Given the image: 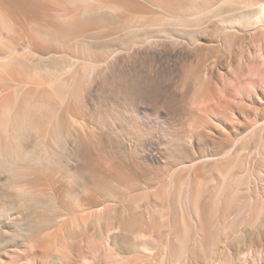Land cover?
I'll use <instances>...</instances> for the list:
<instances>
[{
	"label": "rangeland",
	"instance_id": "374dc122",
	"mask_svg": "<svg viewBox=\"0 0 264 264\" xmlns=\"http://www.w3.org/2000/svg\"><path fill=\"white\" fill-rule=\"evenodd\" d=\"M157 1L0 0L25 15L17 22L0 17V57L16 59L8 72L0 67V157L17 160L9 171L0 160V264H110L105 256L112 251L121 264H264V126L260 134L256 129L264 125V26L240 24V14L256 9L245 8V1L264 0H159L165 9L209 3L210 15L187 27L161 23L168 14ZM107 3L116 5V14L101 8ZM95 8L96 20L80 17ZM237 15L239 24L226 25ZM247 65L262 71L259 78L245 73ZM208 195H219V209L217 197ZM239 195L252 196V207L250 201L243 207ZM234 209L236 215L242 210L240 220ZM181 214L186 227L194 222L192 233L186 228L188 242ZM106 235L113 237L112 251L93 247L94 255L91 242L96 247ZM185 244L187 253L180 248Z\"/></svg>",
	"mask_w": 264,
	"mask_h": 264
},
{
	"label": "bare ground",
	"instance_id": "6f19581e",
	"mask_svg": "<svg viewBox=\"0 0 264 264\" xmlns=\"http://www.w3.org/2000/svg\"><path fill=\"white\" fill-rule=\"evenodd\" d=\"M74 1H75V0H74ZM83 1H84V0H83ZM97 1H99V0H97ZM146 1H147V0H146ZM149 1H150V0H149ZM151 1H152V0H151ZM193 1H194V0H193ZM195 1H198V0H195ZM200 1H201V0H200ZM202 1H203V0H202ZM207 1H208V0H207ZM158 2H159V0L156 2L157 6H158V7L156 6L157 9L160 8L161 11H162V10L165 11V12L168 14V16L172 17V19L170 20V19H168V16H167V19H165V20H163V22H161V23H164V24H167V25L170 24L171 26L174 25V26L176 27L177 24H178V25L182 24V25H180V26H183V24H186V27H187V24H189V25H190V24H191V25L193 24V26H194V25H195L194 22H196V21H201V22H199V23H202V22H203L202 19H204V17H206V15H207V16L210 15L209 13H208L209 15L207 14L208 11L206 12V10L209 8V7L207 8V5H208L209 3L206 5L205 1H204V2H201V3H196V2L191 3V2H190L191 4H190V5L187 4V7H186V5H185L186 8H184L183 6H182V7L179 6V7H178L179 9H174V8H172V9H165L164 7L161 6L162 4H160V3H158ZM160 2H161V1H160ZM208 2H209V1H208ZM245 2H246V3H245V8H247V7H248V8H249V7L252 8V7H253V8H256V9H255V10H252V11H250V12H247L246 14H243V15L240 14V16H241L242 18H243V16H244V18H245L244 21H242L243 19L241 20V21L244 22V23H240V22H241V21H240V18H241V17H239V16L237 15L239 18H237V17H235V16H234V17H230V18L228 17L229 19H226V18H225L226 20H225L224 22L226 23V25H230V26H231V25L239 24V23H240V24L247 25V26H252V25H255V26H258V25H260V26H264V4H258V2L256 3L255 1H254V2H253V1H248V2L245 1ZM148 3H149V2H148ZM100 4H101V3H100ZM150 4H151V2H150ZM255 4H256V7H254ZM154 6H155V2H154ZM246 6H247V7H246ZM4 7H5V8H4ZM101 8H102L103 10L109 12V13H115L114 11H116V13H117L116 5L113 4V3H107L106 5L101 6ZM245 8H244V9H245ZM253 8H252V9H253ZM12 9H13V8H12ZM96 9H98V8L93 9V11L86 9V10H84V11L82 12L81 16H80V15H79V16L82 17V15H83V16H87V15H89V17H90V15L92 14V16H94L93 18L95 19V15H94L93 13H94V12H95V14L98 13L97 11H94V10H96ZM117 9H119V8H117ZM98 10H99V9H98ZM100 10H101V9H100ZM177 10H178V11H177ZM186 10H187V11H186ZM17 11H18V10H17ZM185 11H186V13H187L188 11H190V13L188 12V15L186 16V14L184 13ZM212 11H213V10H212ZM20 12H21V11H20ZM96 12H97V13H96ZM99 12H101V11H99ZM101 13H104V12H101ZM116 13H115V14H116ZM210 13H211V11H210ZM59 14H60V13H59ZM74 14H75V13H74ZM98 14H100V13H98ZM105 14H108V13H105ZM23 15H24V14H23ZM23 15H22V12H21V13L16 12V9H15V11H14V9H13V10L7 9V8H6V5H5V6L0 5V17H1V19H2V18L4 19L5 17H6V18L9 17V19H8L9 21H16V22H17V21H19L20 19H24V18H22ZM60 15H61V16H60ZM60 15H59V16H60L61 18H63V19H64V18H65V19H69V18H71V17L74 16L73 14L71 15L70 13H69V14H68V13H64V14L61 13ZM100 15H101V14H100ZM102 15H103V14H102ZM111 15H112V14H111ZM20 16H21V17H20ZM75 16H76V15H75ZM77 16H78V15H77ZM77 16H76V17H77ZM24 17H25V15H24ZM76 17H75V18H76ZM73 18H74V17H73ZM75 18H74V19H75ZM91 18H92V17H91ZM96 18H99V16L96 17ZM69 20H72V19H69ZM95 20H96V19H95ZM99 20H100V19H99ZM223 20H224V19H223ZM138 21H139V20H138ZM151 22H152V21H151ZM138 23H139V22H138ZM199 23H198V24H199ZM133 24H134V23H133ZM150 24H151V23H150ZM153 24H155V23L153 22ZM175 24H176V25H175ZM198 24H196V26H197ZM14 25H16V24L14 23ZM156 25H157V24H156ZM131 26H133V25L131 24ZM149 26H150V25H149ZM151 26H152V25H151ZM200 26H201V25H200ZM184 27H185V26H184ZM188 27H190V26H188ZM197 27H198V26H197ZM233 27H234V26H233ZM233 27H232V28H233ZM177 28H178V27H177ZM38 29H39V28H38ZM179 29H180V27H179ZM39 30H40V29H39ZM260 49H261V48H260ZM255 52H257V51L255 50ZM258 52H259V50H258ZM258 52H257V53H258ZM257 53H254V54L252 53V54H253L254 56H256V55L259 56V54H257ZM10 54H11V53H10ZM255 54H256V55H255ZM12 56H13V55H12ZM12 56H11V55H10V56L7 55V56H2V57H0V67H2L6 72H8L7 70H8L10 67H13L12 65H13L14 62H15L14 60H16V59H13V58H15V57H14V56L12 57ZM249 56H251V54H250ZM251 57H252V56H251ZM251 57H250V58H251ZM245 60H247V59H245ZM254 61H255V62L257 61L256 57H255ZM254 61H253V62H250V63H254ZM247 62H249V61H247ZM263 63H264V62H262V64H263ZM245 64H247V63L245 62ZM254 64H255V63H254ZM248 65H249V63H248ZM248 65H247V66H248ZM245 66H246V65H245ZM249 67H252V66H248V67H247V68H248L247 70H249ZM260 67H261V66H260ZM260 67L258 66V68H260ZM263 67H264V66L262 65L261 68H263ZM2 68H0V69H2ZM250 69H251V68H250ZM254 69H255V68H254V66H253V68L251 69V72H250V70H249V71H245V73L248 74L249 72L252 73V71H253V72H255V73H252L251 76H253V74H257L256 72H258V71H259L258 73H261V72H262V71L260 72V70H258V71H257V70L254 71ZM4 70H3V71H4ZM245 70H246V69H245ZM261 74H262V73H261ZM257 75H258V78H259V74H257ZM263 75H264V73H263ZM254 77L257 78L256 75H254ZM261 77H262V76L260 75V79L257 80V81L262 80ZM251 78H253V77H251ZM251 78L249 77V79H251ZM223 80H224V77H223ZM248 81H249V80H248ZM250 81H251V83H253V82H252L253 80H250ZM255 81H256V80H255ZM255 81H254V82H255ZM223 82H224V81H223ZM223 82H222V83H223ZM260 82H262V81H260ZM263 82H264V81H263ZM224 83H225V82H224ZM224 83H223V84H224ZM257 83H258V82H257ZM247 84H248V83H247ZM253 84H254V83H253ZM224 85H225V84H224ZM245 85H246V84H245ZM259 85H260V83H259ZM259 85H258V86H259ZM220 86H222V85H220ZM252 86H253V85H252ZM250 87H251V85H250ZM253 87H254V86H253ZM261 87H262V86H261ZM247 89H248V88H247ZM252 89H253V88H252ZM219 90H220V89H219ZM226 90H227V89H226ZM226 90H225V86H224L223 91H226ZM229 90H230V89H228V91H229ZM249 90H251V89H249ZM223 91H222V92H223ZM231 91H232L233 93L236 92V91L234 92L233 90H231ZM251 91H252V90H251ZM253 91H254V90H253ZM222 92H221V93H222ZM229 92H230V91H229ZM223 93H224V92H223ZM223 93H222V94H223ZM246 93H247V92H246ZM226 94H230V93H226ZM250 94H251V93H250ZM233 95H234V94H233ZM236 95H237V94H236ZM248 95H249V94H248ZM234 96H235V95H234ZM219 97H220V95H219ZM224 97H226V96H224V94H223V98H220L219 101H222L221 99H224ZM228 97H229V95H228ZM226 98H227V97H226ZM226 98H225V100H227ZM229 98H230V97H229ZM231 98H232V97H231ZM234 98H235V97H234ZM202 99H203V98H202ZM232 99H233V98H232ZM195 100H196V99H195ZM199 100H200V98H199ZM230 100H231V99H230ZM230 100H228V101H230ZM233 100H234V99H233ZM233 100H232V101H233ZM200 101H201V100H200ZM232 101H230V102H232ZM194 102H195V101H194ZM202 102H203V101H202ZM222 102H223V101H222ZM196 103H197L196 105H198V107H199L198 100H196ZM203 103H204V102H203ZM219 103H220V102H219ZM223 103H224V102H223ZM223 103H222V104H223ZM225 103H226V102H225ZM225 103H224V104H225ZM220 104H221V103H220ZM196 105H195V106H196ZM202 105H204V104H202ZM200 107H201V106H200ZM202 108H203V107H202ZM207 109H208V108H207ZM207 109H206V110H207ZM199 110H200V109H199ZM203 110H204V109H203ZM208 111H210V110L208 109ZM202 112H204V111H202ZM206 115H207V114H206ZM64 123H65V122H64ZM252 124H254V123H252ZM62 126H63V125H62ZM261 126H264V125H260V127H261ZM260 127L258 126V127L256 128V129L259 128V132L257 131L258 134H260V132H261L260 130L263 129L262 127H261V128H260ZM27 128H28V127H27ZM27 128H26V129H27ZM263 130H264V129H263ZM253 132H254V131H253ZM255 132H256V131H255ZM257 132H256V134H257ZM258 134H257V136H258ZM251 136H252V135H251ZM254 136H255V135H254ZM254 136H253V139H254ZM248 137H249V136H248ZM262 138H263V136H262ZM248 139H249V138H248ZM257 139H258V138H257ZM259 139H260V138H259ZM249 140H250V139H249ZM253 141H254V140H253ZM245 142H246V141H245ZM262 143H263V142H262ZM263 144H264V143H263ZM263 144H262V145H263ZM260 146H261V145H260ZM261 147H263V149H264V146H261ZM232 148H233V147H232ZM260 150H261V149H260ZM232 151H233V150H232ZM261 152H262V151H261ZM228 153H229V152H228ZM228 153H227V154H228ZM227 154L224 153V155H227ZM28 155H30V154H28ZM28 155H27V156H28ZM222 155H223V154H222ZM228 155H229V154H228ZM36 156H38V155H36ZM237 156H239V155H237ZM31 157H33V155L30 156V158H31ZM230 157H231V156H230ZM38 158H39V156L36 157V159H38ZM237 158H238V157H237ZM237 158H235L234 161H236ZM18 159H19V158H18ZM31 160L34 161L35 158H34V157L31 158ZM39 160H40V159H38V161H39ZM227 160H228V159H226L225 161L227 162ZM230 160H231V158H230ZM247 160H248V159H247ZM260 160H261V159H260ZM35 161H36V160H35ZM245 161H246V160H245ZM245 161H244V162H245ZM226 162H225V163H226ZM231 162H232V161H231ZM237 162H239V161H237ZM244 162H243V163H244ZM246 162H247V161H246ZM223 163H224V162H222V164H223ZM233 163H234V165H235V162H233ZM239 163H241V162H239ZM247 163H249V161H248ZM247 163H246V164H247ZM222 164H221V165H222ZM229 164H230V163H229ZM223 165H224V164H223ZM234 165H233V166H234ZM241 165H242V164H241ZM230 166H231V164H230ZM242 166H243V165H242ZM246 166H247V168H248V167L251 166V165H246ZM224 167H225V165H224ZM236 167H237V166H236ZM236 167H234V168L236 169ZM240 167H241V166H240ZM225 168H226V167H225ZM227 168H228V167H227ZM232 168H233V167L231 166L230 169L232 170ZM247 168H246V170H247ZM217 169H218V168H217ZM217 169H216V171H217ZM249 169H250V168H248V171H246V170H245V171L248 172V173H250ZM219 170H220V168L218 169V171H219ZM243 170H244V168H243ZM218 171H217V172H218ZM184 172H185V171H184ZM184 172H183V173H184ZM219 172H221V170H220ZM219 172H218V173H219ZM226 172H227V171H226ZM246 172L244 173L245 175L247 174ZM170 173H171V172H170ZM175 173H177V171H176ZM227 173H228V175H229V172H227ZM227 173H226V174H227ZM236 173L238 174V171H237ZM185 174H186V173H185ZM223 174H224V173H223ZM242 174H243V173H241V175H242ZM173 175H174V174H173ZM220 175H221V177H222L221 179H223V175H222L221 173H220ZM224 175H225V174H224ZM241 175H239V176H241ZM248 175H250V174H248ZM182 176H183V175H182ZM213 176H214V175H213ZM234 176L237 177L236 174H235ZM243 176H244V175L241 176L242 179L245 177V176H244V177H243ZM246 176H247V175H246ZM177 177H179V176L177 175ZM180 177H181V176H180ZM190 178H191V176H190ZM212 178H213V177H212ZM237 178H239V177H237ZM237 178H235V179H237ZM246 178H247V177H246ZM260 178H261V177H260ZM260 178H259V179H260ZM175 179H176V177H175ZM180 179H181V178H180ZM180 179H179V180H180ZM215 179H216V177H215ZM221 179H219V180H221ZM179 180H178V182H179ZM181 180H182V179H181ZM183 180H184V179H183ZM210 180H212V179H210ZM213 180H214V179H213ZM213 180H212L211 182H210L209 180H208V181H209L210 184H211L212 182H214ZM228 180H229V179H228ZM233 180H234V178H233ZM233 180H232V181H233ZM237 180H238V179H237ZM237 180H236V181H237ZM243 180H244V179H243ZM262 180H263V179H262ZM192 181L194 182V179H192ZM195 181H196L195 183H197V180H195ZM208 181H207V182H208ZM217 181H218V180H217ZM221 181H222V180H221ZM223 181L226 182L227 179H225V177H224V180H223ZM223 181H222V182H223ZM248 181H249V179H248ZM169 182H170V181H169ZM181 182L184 183V181H181ZM185 182H186V181H185ZM188 182H189V181H188ZM199 182H200V181H199ZM207 182H206V184H207ZM218 182H219V181H218ZM222 182H221V183H222ZM230 182H231V181H229V185L232 184V182H231V183H230ZM238 182H239V184H241V183H240V182H241V179H239ZM238 182H237V183L235 182V183H236V186H237V185L239 186ZM242 182H244V181H242ZM233 183H234V182H233ZM179 184H180V183H179ZM198 184H199V183H198ZM202 184H203V182L201 183V185H202ZM206 184H205V185H206ZM208 184H209V183H208ZM219 184H220V182H219ZM226 184H227V182H226V183H222V186H224V185H226ZM246 184H249V182H247ZM165 185H166V184H165ZM176 185H177V183H176ZM176 185H175V186H176ZM186 185H187V182H186ZM189 185H190V184H189ZM201 185H199L200 188H201ZM205 185H204V186H205ZM217 185H218V184H217ZM220 185H221V184H220ZM241 185H243V184H241ZM162 186H163V185H162ZM181 186H182V185H181ZM191 186H192V185H191ZM215 186H216V185H215ZM222 186H221V187H222ZM233 186H234V187H232V185H231V188H232V189L234 188V190H235V185H233ZM244 186H245V185H244ZM244 186H243V187H244ZM246 186H248V185H246ZM176 187H178V186H176ZM189 187H190V186H189ZM192 187H193V186H192ZM192 187H191V188H192ZM195 187H196V186H195ZM197 187H198V186H197ZM197 187H196V188H197ZM206 187L209 188L208 186H206ZM218 187L220 188V186H218ZM252 187H253V186H252ZM165 188H168V186H166ZM198 188H199V187H198ZM200 188H199V190H200V191H203L204 188H203V189H202V188L200 189ZM212 188H213V187H212ZM216 188H217V186H216ZM239 188H241V187H239ZM247 188H248V189H247ZM247 188H245V189L249 190V187H247ZM173 189H174V188H173ZM178 189H179V188H178ZM178 189H177V190H178ZM182 189H183V186H182ZM187 189H188V188H187ZM189 189H190V188H189ZM214 189H215V188H214ZM214 189H213V191L215 192V190H216L217 194H219L220 197H221V196H222V194H221V193H222V192H221V191H222L221 188H220V190H219L218 188L215 189V190H214ZM224 189L226 190V186L224 187ZM224 189H223V192L225 193ZM237 189H238V188L236 187V190H237ZM252 189H253V188H252ZM163 190H164V189H163ZM166 190H167V189H166ZM192 190H193V189H192ZM205 190H206V189H205ZM208 190H209V189H208ZM208 190H207V191H208ZM217 190L220 191L221 193L218 192ZM234 190H233V191H234ZM236 190H235V191H236ZM241 190H244V189H241ZM47 191H48V190H47ZM174 191H175V190H174ZM187 191H188V190H187ZM195 191H197V190H195ZM231 191H232V190H231ZM231 191L229 190V192H231ZM233 191H232V192H233ZM235 191H234V193L231 192V194H234V195H235V198H236V196H237L238 194L236 195L237 192H235ZM237 191H238V190H237ZM244 191H246V190H244ZM155 192H156V191H155ZM167 192H168V191H167ZM177 192H178V191H177ZM179 192L182 193V192L180 191V189H179ZM204 192H206V191H204ZM204 192H203V193L201 192V194H199V195L204 194ZM208 192H209V191H208ZM216 192H215V193H216ZM227 192H228V190H227ZM227 192H226V193H227ZM238 192H242V191H240V189H239ZM48 193H49L48 199L51 200V201H56V197L53 195V192H48ZM48 193H47V194H48ZM156 193H157V192H156ZM161 193H163V192H161ZM180 193H179V194H180ZM183 193H184V192H183ZM185 193H186V192H185ZM190 193L193 194V191L190 192ZM195 193H196V192H195ZM197 193H198V191H197ZM197 193H196V194H197ZM206 193H207V192H206ZM211 193H212V192H211ZM242 193H243V192H242ZM248 193H249V192H248ZM179 194H178V195H179ZM187 194H189V193H187ZM207 194H208V193H207ZM229 194H230V193H228V195H229ZM239 194H240V193H239ZM244 194H245V193H244ZM159 195H162V194H159ZM164 195H166V194H164ZM180 195H181V194H180ZM212 195H213V197H214V194H213V193L211 194V196H212ZM219 195H218V196L215 195V198L217 197L216 200H215V198H214V199H211V197H210L209 195H208V196L210 197V200H213V201L215 200V201H214V204H215V202L217 203L218 200H220V202H221V199H218V198H219ZM223 195L225 196V195H227V194H223ZM246 195H247V193H246ZM251 195H252V194H251ZM157 196H158V195H157ZM172 196H173V194H172ZM188 196H191V197H192V200L190 199V201H193V196H192V195H188ZM194 196H195V195H194ZM230 196H231V195H230ZM242 196H243V195H241V197H240V195H239L238 197H240V198L242 199V198L244 197V196H243V197H242ZM163 197H164V196H163ZM165 197H166V196H165ZM169 197H170V196H169ZM169 197H168V201L170 202ZM180 197H181V196H180ZM182 197H183V196H182ZM185 197H186V196H185ZM200 197H202V196H200ZM213 197H212V198H213ZM225 197H226V199H225V202H226V200H227V201L229 200V199H227V197H229V196H225ZM238 197H237V198H238ZM247 197H248V195H247ZM247 197L245 196V198H247ZM157 198H160V197H157ZM174 198H175V197H174ZM174 198H173V199H174ZM188 198H189V197H188ZM195 198H197V199L199 198V197H198V194H197V196H196ZM202 198H203V197H202ZM204 198H205V197H204ZM221 198H222V197H221ZM231 198H233V197L231 196ZM235 198H233V199H235ZM245 198H243L244 201L246 200ZM249 198H250L249 200L243 202V203H244V206H243V207H247V206H245V203L249 202L250 200L252 201V196L249 197ZM165 199H166V198H164L163 200H165ZM178 199H179V197H178ZM208 199H209V198H208ZM238 199H239V198H238ZM238 199H237V200H232V199H230V200H232L233 203H234L235 201H236V202H237V201L240 202ZM241 199H240V200H241ZM247 199H248V198H247ZM46 200H47V198H46ZM175 200H176V199H175ZM179 200H180V199H179ZM181 200H182V199H181ZM195 200H196V199H194V202H193V203H195ZM199 200H201V199H199ZM210 200H209V201H210ZM173 201H174V200H173ZM177 201H178V200H177ZM196 201H197L198 203L201 202V201H198V200H196ZM209 201H208V202H209ZM232 201L230 202L231 205H232ZM241 201H243V200H241ZM251 201H250V204H248V206H251V204H252ZM257 201H258V199H257ZM260 201H261V200H260ZM183 202H184V199H183ZM197 202H196V203H197ZM223 202H224V197H223ZM236 202H235V204H236ZM261 202H262V201H261ZM165 203H166V202H165ZM171 203H172V202H171ZM179 203H180V202H179ZM189 203H190V202H188V204H189ZM193 203L191 202V204H193ZM196 203H195V204H196ZM198 203H197L196 205H198ZM202 203H204V202L202 201ZM210 203H211V201H210ZM210 203H209V205L213 204V203H211V204H210ZM218 203H219V202H218ZM226 203H227V202H226ZM230 203H229V204H230ZM240 203H242V202H240ZM240 203H238L237 205H238V206L243 205V203H242L241 205H240ZM183 204H184V203H183ZM191 204H190V205H191ZM206 204H207V203H206ZM235 204H234V206H235ZM254 204H255V202H254ZM254 204H253V209H254V212L257 213V212L255 211V210H256V208H255L256 206L254 207ZM258 204H260L259 201H258L257 205H258ZM165 205H166V204H165ZM172 205H173V204H172ZM181 205H182V204H181ZM201 205H202V204H201ZM209 205H208V206H209ZM215 205H216V207H217L218 204H215ZM220 205H222V203H221ZM227 205H228V204H227ZM231 205H230V206H231ZM237 205H236V206H237ZM262 205H263V203H262ZM262 205H260V207L258 206V209H260V208L263 209L264 206L262 207ZM169 206H170V204H169ZM179 206H180V205H179ZM184 206L186 207V203L184 204ZM199 206H200V204L198 205V207H199ZM206 206H207V205H206ZM206 206H205V209H206ZM222 206H223V205H222ZM225 206H226V205H225ZM225 206H223V207H225ZM238 206H237V208H239ZM160 207H161V206H160ZM163 207H164V205H163ZM171 207H172V206H171ZM180 207H181V206H180ZM193 207H195V206L192 205V210H193ZM196 207H197V206H196ZM211 207H212V210H213V207H214V210H213V211L218 213V211L216 210V207H215V206L212 205ZM211 207H210V209H211ZM223 207H221V209H222ZM228 207H229V205L227 206V208H228ZM241 207H242V206H241ZM251 207H252V206H251ZM166 208H167V207H166ZM172 208H173V207H172ZM175 208H176V207H175ZM181 208H182V207H181ZM217 208H218V207H217ZM227 208L222 209V211L226 210ZM248 208H250V207H248ZM161 209H162V208H161ZM164 209H165V208H164ZM168 209H169V208H167V210H168ZM200 209H201V208H200ZM200 209H199V208H198V209H197V208H194L193 211L197 210V211H195V212H197V213L200 214V213H201V212H200ZM202 209H203V207H202ZM202 209H201V210H202ZM210 209H208V210L210 211ZM218 209H219V208H218ZM230 209H232V208H228L225 212L229 211ZM241 209H244V208H241ZM245 209H246V208H245ZM98 210H99V209H98ZM100 210H101V209H100ZM170 210H171V209H170ZM198 210H199V212H198ZM232 210H233V209H232ZM260 210H261V209H260ZM159 211H160V210H159ZM165 211H166V210H165ZM177 211H178V209H177ZM182 211H184V210L182 209L181 212H182ZM202 211H204V210H202ZM213 211H212V212L210 211V212L213 213ZM235 211H236V209H234V214H235ZM237 211H238V210H237ZM239 211H240V209H239ZM241 211H242V210H241ZM241 211H240V213L242 214ZM248 211H249V210H248ZM248 211H247V212H248ZM250 211H251V210H250ZM252 211H253V210H252ZM252 211H251V213H252ZM94 212H95V211H94ZM96 212H97V211H96ZM98 212H100V211H98ZM98 212H97V213H98ZM101 212H103V210H102ZM167 212H168V211H167ZM184 212H187V214H188V211H187V210L184 211ZM184 212H183V214H184ZM195 212H194V214L197 215V213H195ZM210 212H209V215L212 216V214H211ZM225 212H223V216H222V214H221V216H222V218L224 217L223 219H224V220L226 221V223H227V220H228V219H225V217L227 216V215L225 216V214H224ZM229 212H230V213H227V214H228V215H229V214L231 215V212H232V211H229ZM244 212H245V211H244ZM254 212H253V213H254ZM262 212H263V210H262ZM162 213H163V211H162ZM164 213H165V212H164ZM191 213H192V219H193V217H194L193 215H194V214H193V212H191ZM219 213H221V212L219 211ZM232 213H233V212H232ZM236 213H237V215H238V218L241 217V214H238L239 212H236ZM93 214H94V213H93ZM160 214H161V213H160ZM169 214H170V213H169ZM183 214H181V217H182L183 219H180V220L182 221V222L180 223V225H181L182 223H184V226L181 225V226H183L182 228H184V230H182L183 233L185 232V235H183L182 237L186 238L185 241H187V239H188L189 237L187 238V237H185V236H187V234H188L189 232L192 233V231H193L192 229H190L191 227H190L189 225H190V223H194V222H190L189 225L186 227L185 224H186L187 220H185V218H184L185 215H184V217H183ZM199 214H198V216H197V219H198V220H199ZM202 214H204V213H202ZM215 214H216V213H213V216H217V214H216V215H215ZM234 214H233V215H234ZM101 215H102V214H101ZM209 215H208V216H209ZM219 215H220V214H219ZM219 215H218V216H219ZM235 215H236V214H235ZM237 215H236V217H237ZM161 216H162V215H161ZM163 216H164V214H163ZM166 216H167V215H166ZM172 216H173V214H172ZM176 216H177V214H176ZM200 216L202 217V215H200ZM213 216H212V217H213ZM101 217H102V216H101ZM164 217H165V216H164ZM164 217H162V218H164ZM189 217H190V216H189ZM189 217L186 218V219H189ZM203 217H204V216H203ZM231 217H232V216H231ZM249 217H250V216H249ZM258 217H259V216H258ZM96 218H98V217H96ZM99 218H100V216H99ZM168 218H169V217H167V220H168ZM207 218H208V217H207ZM209 218H210V216H209ZM209 218H208V220H209V222H210V219H211V218H210V219H209ZM220 218H221V217H220ZM222 218H221V219H222ZM227 218H229V216H228ZM233 218H234V216H233ZM233 218H232V221H233ZM176 219H177V218H176ZM178 219H179V218H178ZM192 219L190 218L191 221H192ZM205 219H206V217H205ZM217 219H218V221L220 220V219L217 217V218H216V221H217ZM223 219H222V220H223ZM243 219H244V218H243ZM245 219H246V218H245ZM97 220H99V219H97ZM172 220H174V219L172 218ZM180 220H179V221H180ZM184 220H185L186 222H185ZM198 220L195 219V221H198ZM206 220H207V219H206ZM206 220H204V222H206ZM208 220H207V221H208ZM211 220L213 221V220H215V219L212 218ZM224 220H223V221H220V223H221V222H224ZM239 220H240V218H239ZM99 221H100V220H99ZM175 221H176V220H175ZM179 221H178V222H179ZM183 221H184V222H183ZM193 221H194V219H193ZM202 221H203V220H202V218H201L200 221H198V224L201 223ZM212 221L210 222L211 225H210V224H207V222H206V225H209V226H211L212 228L215 227L214 225H212V223H213V222L215 223V221H213V222H212ZM218 221H217V223H218ZM229 221H231V220L229 219ZM229 221H228V223H229ZM232 221H231V223H232ZM167 222H168V221H167ZM209 222H208V223H209ZM234 222H236V219L234 220ZM234 222H233V223H234ZM83 223H84V222H83ZM217 223H216V224H217ZM220 223H219V224H220ZM224 223H225V222H224ZM226 223H225L224 225H226ZM233 223H232V225H233ZM178 224H179V223H178ZM178 224H177V225H178ZM216 224H215V225H216ZM229 224H230V223H229ZM180 225H178V226H180ZM199 225L202 226V224H199ZM199 225H198V226H199ZM204 225H205V224H203V227H204V228H203V227H200V228H199V227H197V225H195V226H196L199 230H202V228L205 229V226H204ZM222 225H223V224H222ZM230 225H231V224H230ZM178 226H177V227H178ZM191 226L193 227V224H192ZM195 226H194V228H195ZM218 226H219V225H217V227H218ZM177 227H176V228H177ZM188 227H189V228H188ZM178 228H179V227H178ZM186 228L190 229L189 232H188V229H186ZM206 228H207V227H206ZM209 228H210V227H209ZM209 228H208V229H209ZM215 228H216V227H215ZM109 229H110V228H109ZM109 229L107 228V230H109ZM115 229H116V228H115ZM186 231H187L188 233H186ZM203 231H205V230H203ZM208 231H209V230H208ZM211 231H212V230H211ZM112 232H113V231H112ZM178 232H179V231H178ZM103 233H104V232H103ZM103 233H102V234H103ZM106 233H107V232H106ZM180 233H181V230H180ZM183 233H181V235H182ZM100 234H101V231H100ZM104 234H105V233H104ZM138 234H139V233H138ZM209 234H210V232H209ZM209 234H208V235H209ZM190 235H191V234L189 233L188 236H190ZM139 236H140V234H139ZM177 236H178L177 238L180 239V237H179L180 235H177ZM202 236H203V235H202ZM204 236H205V235H204ZM210 236H212V235H210ZM114 237H115V236H114ZM143 237H144V236H143ZM182 237H181V238H182ZM212 237H213V236H212ZM212 237H211V238H212ZM135 238H136V236H135ZM138 238H139V237H138ZM184 238L181 239V240H184ZM190 238H191V236H190ZM101 239H102V238H101ZM112 239H113V237L111 238L110 235H109V237L106 235V237H105L104 239L100 240V241L102 242V244H103L104 247H103V246H102L101 248H100V247H99V248L97 247V246H99V243L101 244L100 241L98 242V245H97L96 247H95V244H96V243H95L94 241H92L91 243H92L94 246H92V248H91V246H89V247H90L91 250L94 249V248H95V249L97 248L98 251H99V249L101 250L102 248H105V249L108 250V251H112V250L110 249V242H109V241H112ZM136 239H137V238H136ZM136 239H135V240H136ZM175 239H176V238H175ZM201 239H202V237H201ZM203 239H204V238H203ZM205 239H207V238H205ZM213 239H215V238H212V241H213ZM135 240H134V241H135ZM176 240H177V239H176ZM176 240H175V242H176L175 244L177 245V241H176ZM181 240H180V241H181ZM189 240H190V239H189ZM137 241H138V240H137ZM141 241H142V240H141ZM180 241H178V242H180ZM185 241H182L183 243H180V244H183V245H184V242H185ZM187 242H188V241H187ZM213 242H214V241H213ZM213 242H212V243H213ZM91 243H90V244H91ZM94 243H95V244H94ZM134 243H135V242H134ZM136 243H137V242H136ZM136 243H135V244H136ZM141 243H142V242H140V245H141ZM143 243H144V242H143ZM146 243H147V242H146ZM185 243H186V242H185ZM137 244H138V243H137ZM148 244H149V243H148ZM199 244H200V243H199ZM208 244H209V243H208ZM150 245H151V244H150ZM152 245H154V242H153ZM183 245L180 246V248H182V247L186 248V244H185V246H183ZM213 245H214V244H213ZM136 246H137V245H136ZM141 246H144V244H142ZM187 246H188V245H187ZM93 247H94V248H93ZM137 247H139V246H137ZM137 247H136V248H137ZM146 247H147V246H146ZM201 247L203 248V245H202ZM139 248H140V247H139ZM139 248H138V249H139ZM142 248H144V247H142ZM175 248H176V247H175ZM178 248H179V246H178ZM178 248H177V249H178ZM184 248H182V250H183ZM187 249H188V248H187ZM102 250H103V249H102ZM143 250H144V249H143ZM145 250H147V249H145ZM148 250H150V249H148ZM173 250H174V249H173ZM185 250H186V249H184V251H185ZM92 251H93V250H92ZM98 251L96 250V253H97ZM136 251H138V250L136 249ZM171 251H172V250H171ZM180 252H181V254H180V253H178V254L181 255V258L179 257V255H178L177 257L174 256L176 259H177V258L182 259V255H183L182 252H183V251H180ZM185 252H186V251H185ZM90 253H91V252H90ZM93 253H94V251H93ZM96 253H94V255H95ZM186 253H187V252H186ZM91 254H92V253H91ZM110 255H111L110 257H109V256H105V257L110 258L109 260L106 258V260L109 261L110 264H118V263L121 264V263H124V259H123V261H121V260L119 259L120 256L117 257V255H116L113 251H112V253H110ZM170 255H172V253H171ZM175 255H177V254L175 253ZM184 255H185V254H184ZM184 255H183V256H184ZM55 256L57 257V259H61V255H60L58 252L55 253ZM103 256H104V255H103ZM103 256H102L100 259L103 260V259L105 258V257L103 258ZM172 256H173V255H172ZM165 257H166V256H165ZM170 257H171V256H170ZM184 257H185V256H184ZM184 257H183V258H184ZM84 258H85V257H84ZM84 258H83V259H84ZM92 258H94V256H92ZM95 258H96V257H95ZM89 259H90V261H93V260H94V259L92 260L91 257H90ZM121 259H122V258H121ZM173 259H174V258H173ZM96 260H97V259H96ZM98 260H99V258H98ZM170 260H171V259H170ZM174 260H175V259H174ZM174 260H173V261H174ZM82 261H83V260H82ZM85 261H86V260H85ZM104 261H105V260H104ZM120 261H121V262H120ZM171 261H172V260H171ZM177 261H178V259H177L176 261H174V262H175L176 264H183V263H184V262H182V263H178L179 261H182V260H179L178 262H177ZM256 261H258V260H257V259H256V260L254 259L253 263L256 262ZM174 262H173V263H174ZM89 263H90V262H89ZM93 263H94V262H93ZM96 263H98V262H95L94 264H96ZM99 263H100V262H99ZM99 263H98V264H99ZM107 263H108V262H106V264H107ZM171 263H172V262H171ZM173 263H172V264H173ZM125 264H126V263H125ZM128 264H129V263H128Z\"/></svg>",
	"mask_w": 264,
	"mask_h": 264
},
{
	"label": "clouds",
	"instance_id": "9594fccd",
	"mask_svg": "<svg viewBox=\"0 0 264 264\" xmlns=\"http://www.w3.org/2000/svg\"><path fill=\"white\" fill-rule=\"evenodd\" d=\"M0 160L3 161V164H4L5 169L7 171H9V170H11V169L16 167L17 160H16L15 157H13L10 154L0 157Z\"/></svg>",
	"mask_w": 264,
	"mask_h": 264
}]
</instances>
